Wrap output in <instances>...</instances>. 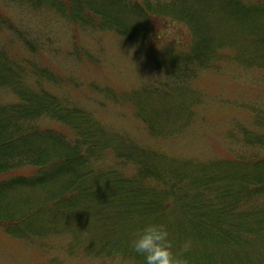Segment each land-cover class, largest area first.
<instances>
[{
	"label": "rangeland",
	"instance_id": "1",
	"mask_svg": "<svg viewBox=\"0 0 264 264\" xmlns=\"http://www.w3.org/2000/svg\"><path fill=\"white\" fill-rule=\"evenodd\" d=\"M256 2L122 0L139 11L105 4L119 20L107 25L99 18L86 24L71 22L68 13L45 1L0 0V12L14 22L12 29L2 27L0 45L26 58L30 76L26 80L23 74L25 81L38 78L69 104L85 108L105 129L113 142H106L97 166L118 168L113 147L124 139L147 150V161L169 176L184 160L190 163L188 170L199 173L229 152L247 155L240 127L254 129L253 120L264 119V44L253 53L238 36L242 25L258 26L256 34L264 36V4ZM230 4L247 8V13L238 11L239 23ZM192 26L207 39L202 55L190 37ZM178 38L183 46H176ZM252 55L258 62L248 64L247 56ZM43 69L48 72L41 76ZM16 100L11 90L0 89V105ZM232 130L235 134L228 137ZM151 152L167 158L159 161ZM121 163L122 173L135 172L136 165ZM145 184L159 182L146 179ZM5 194L2 204L16 214L41 206L45 198L39 188L21 187ZM99 219L54 210L29 222L32 235L0 227V264H133L117 256L93 255L99 247L96 235L106 229Z\"/></svg>",
	"mask_w": 264,
	"mask_h": 264
},
{
	"label": "trees",
	"instance_id": "2",
	"mask_svg": "<svg viewBox=\"0 0 264 264\" xmlns=\"http://www.w3.org/2000/svg\"><path fill=\"white\" fill-rule=\"evenodd\" d=\"M32 1H45L68 13L71 22L84 24L98 18L107 25L119 21L105 4L139 11L134 4L123 5L122 0ZM256 1L264 4V0ZM228 9L235 23L240 22L238 11L247 13V8L234 4ZM13 25L0 12V32L2 27L12 29ZM242 26L237 29L238 36L255 53L258 45L264 44L263 34H256L261 28ZM190 30L194 47L204 54L207 39L193 26ZM18 33L29 47L38 50L25 33ZM175 42L177 47L185 43L181 38ZM7 48L0 45V89L11 90L17 100L0 105V227L32 235L29 222L54 210L78 218H100L106 229L96 235L100 236L95 240L99 247L93 255L143 264V257L130 247L131 239L145 223H166L174 251L183 240L192 238L193 248L185 254L189 264H264L263 118L253 120L254 129L240 127L247 155L229 152L199 173L188 170L190 163L184 160L169 176L147 161V150L124 139L113 147L115 159L120 160L118 168H101L97 162L104 146L113 142L105 129L85 108L69 104L43 87L38 78L32 83L25 81L23 74L26 80L30 76L25 71L26 58L9 54ZM198 52L192 55L199 56ZM253 55L247 56L248 64L258 62ZM47 72L40 70L39 75ZM234 134L232 130L228 137ZM162 158L167 157L159 156L158 160ZM122 161L136 165L135 172L122 173ZM146 179H156L159 184L147 185ZM21 187L43 190V204L21 214L8 210L2 204L6 191Z\"/></svg>",
	"mask_w": 264,
	"mask_h": 264
},
{
	"label": "clouds",
	"instance_id": "3",
	"mask_svg": "<svg viewBox=\"0 0 264 264\" xmlns=\"http://www.w3.org/2000/svg\"><path fill=\"white\" fill-rule=\"evenodd\" d=\"M133 48L129 54L132 55ZM192 238H186L174 251V241L166 223L148 222L130 241V247L143 257V264H189L185 254L193 248Z\"/></svg>",
	"mask_w": 264,
	"mask_h": 264
}]
</instances>
